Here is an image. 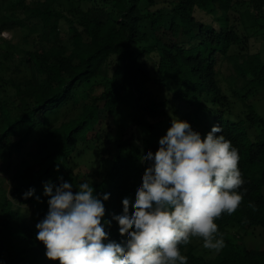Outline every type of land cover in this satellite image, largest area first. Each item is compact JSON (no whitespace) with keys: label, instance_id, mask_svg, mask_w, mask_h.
<instances>
[{"label":"trees","instance_id":"16d2710c","mask_svg":"<svg viewBox=\"0 0 264 264\" xmlns=\"http://www.w3.org/2000/svg\"><path fill=\"white\" fill-rule=\"evenodd\" d=\"M13 24L30 28L36 45L0 101V158L27 151L34 159L0 196V264H59L36 239L47 213L36 204L49 199L44 183L59 177L109 192L104 219L121 238L112 214L124 195L134 197L150 163L140 153L158 150L174 116L202 135L220 125L239 150L244 198L217 218L219 233L260 228L264 236V116L256 106L264 54L248 49L264 33V0H0V31ZM221 57L233 69L226 85ZM28 205L32 215L21 212ZM196 239L180 246L188 264H264V248L243 242L203 259Z\"/></svg>","mask_w":264,"mask_h":264},{"label":"clouds","instance_id":"9594fccd","mask_svg":"<svg viewBox=\"0 0 264 264\" xmlns=\"http://www.w3.org/2000/svg\"><path fill=\"white\" fill-rule=\"evenodd\" d=\"M222 131L213 125L202 135L190 122L172 118L158 150L140 153L150 163L134 197L124 195L122 210L112 214L121 238L109 235L104 219L109 192L98 194L93 184L75 185L63 177L58 185L45 182L48 211L36 224V239L46 257L59 264H188L180 246L192 237L220 252L225 240L215 221L237 210L245 183L239 150Z\"/></svg>","mask_w":264,"mask_h":264},{"label":"rangeland","instance_id":"374dc122","mask_svg":"<svg viewBox=\"0 0 264 264\" xmlns=\"http://www.w3.org/2000/svg\"><path fill=\"white\" fill-rule=\"evenodd\" d=\"M6 14L9 16V12ZM63 28L65 29V26H63ZM7 30L11 34V38L0 40V85L2 84L3 88L5 89V92H0V101L5 99V94L12 92V87L9 86L10 83L13 80L20 79L26 73L23 63L25 49L33 48L34 45H36L33 41L35 34L30 31V28L25 27L20 29L18 25L13 24V27L11 26L10 28H7ZM27 32L29 33V36L24 38ZM248 49L252 52L260 51L264 54L263 31L255 34V36L251 39L250 47ZM225 59L226 58L221 57L218 63V70L220 72V77L223 80V85L229 84V80L233 75V69L229 67L227 59ZM263 95L264 94H261L260 98L256 99V106L259 112L264 116ZM118 122L119 127L121 128V123L120 121ZM121 133L122 132H119L118 135ZM88 154L90 157H94L93 153L90 152ZM28 156L29 153L27 151H22L15 153L11 158H0V188L3 189V191L0 190V196L4 195V191L6 190L5 184H8L9 187H11L12 175L26 169V167L32 163L34 158L30 159ZM6 159H9L10 164H7V161H5ZM36 206L40 211H48V203L46 200L41 201L40 203L36 204ZM21 209V212L32 215L35 208L33 205H28L22 206ZM38 222L39 221L36 223ZM260 232V228L247 229V231L238 228H230L227 232L222 234L225 240V245L227 244V241L231 242L232 245L237 244L238 242H243V246H247L248 248H264V236H262ZM196 244L197 246L195 252L203 259L214 260L219 254V252L217 253L214 250L204 248L203 239L200 237H197Z\"/></svg>","mask_w":264,"mask_h":264},{"label":"built area","instance_id":"2783aa9c","mask_svg":"<svg viewBox=\"0 0 264 264\" xmlns=\"http://www.w3.org/2000/svg\"><path fill=\"white\" fill-rule=\"evenodd\" d=\"M9 38H11V34L8 31H6V30L0 31V40L1 39H9Z\"/></svg>","mask_w":264,"mask_h":264}]
</instances>
